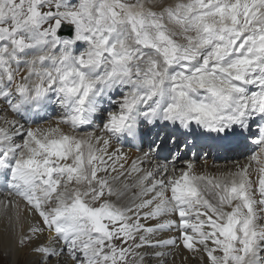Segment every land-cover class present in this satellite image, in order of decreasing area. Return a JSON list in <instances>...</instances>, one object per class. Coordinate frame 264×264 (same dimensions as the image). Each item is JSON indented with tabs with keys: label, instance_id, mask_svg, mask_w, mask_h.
Wrapping results in <instances>:
<instances>
[{
	"label": "snow or ice",
	"instance_id": "1",
	"mask_svg": "<svg viewBox=\"0 0 264 264\" xmlns=\"http://www.w3.org/2000/svg\"><path fill=\"white\" fill-rule=\"evenodd\" d=\"M52 92L54 125L0 117V215L25 264H169L180 248L264 264V123L249 162L219 175L117 146L158 121L247 140L264 121V0H0V100L38 114Z\"/></svg>",
	"mask_w": 264,
	"mask_h": 264
},
{
	"label": "bare ground",
	"instance_id": "2",
	"mask_svg": "<svg viewBox=\"0 0 264 264\" xmlns=\"http://www.w3.org/2000/svg\"><path fill=\"white\" fill-rule=\"evenodd\" d=\"M175 0H158L159 3H169ZM3 115V114H2ZM54 125V123H47L45 126L42 127H48ZM62 128L65 129V131H70L69 127L67 125H62ZM88 131V130H84ZM82 131V132H84ZM129 157V162L131 161L130 158L134 155L133 153H126ZM209 163L203 162L198 167L200 170L209 172L213 175H218L220 173L226 172V171H232L234 170L229 165L225 166H218L217 168H214L213 170H207V166ZM145 168H150L148 165L144 164ZM231 168V169H230ZM132 193L129 191L124 197H122L120 200H117L115 197L112 198V200L116 203L123 204L125 201L123 200L126 197L131 196ZM7 197H4L3 194L0 195V200H6ZM30 221L27 219L25 214V219L22 221V223L27 226V224ZM0 251L2 252L4 257L0 258V264H25L27 256L26 251H18L15 246V231L14 226L9 222L8 218L5 216L0 215ZM175 260L174 262L170 259L169 264H206V261H202L199 257L197 259L192 258V254L185 253L182 249L176 250L174 252ZM184 257H187V259H184Z\"/></svg>",
	"mask_w": 264,
	"mask_h": 264
},
{
	"label": "rangeland",
	"instance_id": "3",
	"mask_svg": "<svg viewBox=\"0 0 264 264\" xmlns=\"http://www.w3.org/2000/svg\"><path fill=\"white\" fill-rule=\"evenodd\" d=\"M149 2H152V0H149ZM174 2H175V1H173V3H174ZM169 3H172V2H169ZM1 257H4V256H3L2 252L0 251V258H1Z\"/></svg>",
	"mask_w": 264,
	"mask_h": 264
}]
</instances>
